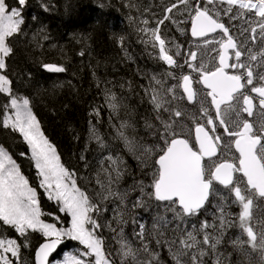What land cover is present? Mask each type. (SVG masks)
Segmentation results:
<instances>
[{
    "label": "snow or ice",
    "instance_id": "1",
    "mask_svg": "<svg viewBox=\"0 0 264 264\" xmlns=\"http://www.w3.org/2000/svg\"><path fill=\"white\" fill-rule=\"evenodd\" d=\"M40 4L44 12L54 8L45 0ZM28 5L29 0H0V132L27 146L39 188L55 207L42 209L37 188L0 146V264H29L23 249L31 250L32 264H167L161 249L171 264H233L232 252L221 247L230 228L239 229V235L228 238L241 257L236 264H264V216L254 211L264 204V123L251 119L257 112L264 115V0H176L165 7L155 28L139 29L145 44L159 46L157 59L167 66L149 78L141 97L154 115L143 118L149 138L122 118L125 98L104 88L110 131L100 133L101 110L92 109L89 116L97 119L89 120L88 141L97 145L96 155L89 162L81 154L87 174L79 178L43 131L31 93L19 94L11 78L13 42L27 34ZM173 9L187 13V20L168 15ZM168 20L190 23L192 42L174 55L161 35L160 25ZM236 20L242 21L238 34ZM40 67L48 73L67 71L57 63L41 62ZM184 99L198 103V110L183 107L179 102ZM109 138L137 161L139 178L125 152L112 150ZM126 176L132 182L121 187ZM79 179L87 185L79 186ZM143 213L151 214L150 227ZM129 222L132 240L125 234ZM105 231L118 248L106 243Z\"/></svg>",
    "mask_w": 264,
    "mask_h": 264
},
{
    "label": "trees",
    "instance_id": "2",
    "mask_svg": "<svg viewBox=\"0 0 264 264\" xmlns=\"http://www.w3.org/2000/svg\"><path fill=\"white\" fill-rule=\"evenodd\" d=\"M45 2L54 5L52 11L44 12L40 0H29L24 12L27 34L13 42L16 55L9 62L11 78L15 81L19 94L31 93L34 113L47 137L57 147L62 163L69 170L75 171L78 178L84 177L87 173L84 161L79 157L83 154L89 162L95 157L92 149L94 150L93 146L96 144L88 141L89 120L95 123L97 119L89 116L92 109L101 110V123L96 125L101 134L110 131L109 109L102 91L104 88H111L118 97L125 98L128 107L121 112L122 118L131 120L136 124V133L149 138L143 126V118L154 119V115L151 105L146 100L142 102L141 97L149 78L162 64L143 49L145 44L136 28L142 29L143 20L150 21L154 17L162 16L166 0ZM8 3L12 4L13 0H8ZM126 3L135 4L136 7H125ZM66 5L69 6L67 12ZM32 16H36L37 20L33 21ZM41 27L43 32L40 31ZM172 30L177 29L173 27ZM177 32L179 33L178 30ZM44 36L49 38L44 39ZM82 50L85 52L84 56L79 55ZM41 62L62 64L67 71L48 73L40 67ZM54 84L60 87L53 88ZM121 84L125 87L121 88ZM136 133L129 131L130 135ZM0 144L6 146L10 155L19 162L30 186L37 188L42 209L52 211L55 204L48 201L43 190L39 188V180L30 164L27 146L20 140H13L4 132H0ZM21 153L27 155L22 156ZM128 165L139 178L137 162L129 159ZM126 181L127 187L132 182V177L126 176ZM87 183V180L79 179V186L82 188ZM105 217L111 219V213H105ZM45 219L50 220V217ZM143 219L150 227L151 214L143 213ZM130 228L131 222L125 226V229ZM104 235L106 243L115 248L116 242L111 240L112 233L105 231ZM152 246L155 247V241ZM30 251L23 249L22 253L29 264H32ZM227 251L235 256L233 264L241 259L238 252Z\"/></svg>",
    "mask_w": 264,
    "mask_h": 264
},
{
    "label": "rangeland",
    "instance_id": "3",
    "mask_svg": "<svg viewBox=\"0 0 264 264\" xmlns=\"http://www.w3.org/2000/svg\"><path fill=\"white\" fill-rule=\"evenodd\" d=\"M165 3V2H164ZM172 3H175V2H169L168 0H166V5L164 6V8L166 7V6H170ZM179 7L180 8H183V5H179ZM163 10V9H162ZM163 12V14H165V11H162ZM177 13V10L176 9H173V13H168V15H170V16H173V14H176ZM163 18V15L162 16H158V17H154L152 20H150V21H148V24L147 25H145V24H143V27H142V29L143 28H145V27H147V28H155L156 27V22H157V20L158 19H162ZM187 13H184V16L183 15H179V14H176L175 16H174V19L175 20H177V21H180V20H187ZM179 26H181V24H179V25H177L176 23H173V21L172 20H168V21H165V23L163 24V25H160V28H161V35H162V38H164L165 40H166V42L167 41H169V39H168V36H170V34H168V32H170V31H172V29H173V27H174V29H178V27ZM167 36V37H166ZM140 37H141V39H142V41L143 40H145V39H147V37L145 36V34L144 33H140ZM182 41H184V42H187V40H186V38H183V40ZM144 43V42H143ZM145 44V43H144ZM145 47V48H144ZM143 49L146 51V53L147 54H150L151 53V55H152V57H154L160 64H162L161 66H158V70L155 72V73H153V75H161V74H163L164 72H165V69L167 68V66L166 65H164L163 64V62L162 61H159L158 59H157V57H158V52H159V46L157 45L155 48H153L152 47V44L151 43H148V44H145L144 46H143ZM208 57L206 56V59H207ZM175 81H171V80H169V84L170 83H174ZM181 104V103H180ZM183 107H184V105L183 104H181ZM186 123H191V121H185ZM110 130V129H109ZM130 130H132V129H129V131ZM133 131V130H132ZM101 133V132H100ZM105 135V134H104ZM110 141L109 142H111V144H112V150L114 151V152H125V159H126V162H127V164H128V161H129V159H132L133 161H135V162H137L131 155H128L127 153H126V151L124 150V148H123V144L121 143V142H119V141H113V140H111V139H109ZM0 146H2L1 144H0ZM96 147H97V145H95V146H93V148L94 149H96ZM92 155L93 156H95L96 155V153L93 151V149H92ZM126 184H127V181H126V177L124 178V180L122 181V183H121V187H126ZM135 195H137V194H135ZM134 195V193H133V196H135ZM151 220H152V217H151ZM130 223V222H129ZM131 233H132V228H130V229H125V234L127 235V237H128V239L129 240H132V235H131ZM119 247V245L117 244V243H115V248H118ZM161 256L167 261L168 259H167V251H162L161 250ZM170 262L171 261H167V264H170Z\"/></svg>",
    "mask_w": 264,
    "mask_h": 264
},
{
    "label": "flooded vegetation",
    "instance_id": "4",
    "mask_svg": "<svg viewBox=\"0 0 264 264\" xmlns=\"http://www.w3.org/2000/svg\"><path fill=\"white\" fill-rule=\"evenodd\" d=\"M170 2H176V0H170ZM223 21L227 24V20L223 19ZM232 24H235L237 26L235 29H233V31L236 34H238L239 33V27L241 26L242 21L236 20V22H234ZM183 26H184L183 28L186 29L187 31L186 32H182L181 38H178V43H173L172 44L171 42L167 41V42H169V43H167V46L171 48V52H172L173 55L175 54V52L177 50H179L181 52L185 51L189 47V44L192 42V37L189 35L190 23H186ZM243 27L247 28L248 25L247 24H243ZM183 38H186L187 42L182 41ZM177 46H179V48H177ZM213 55H214V53H213ZM176 58L178 60L180 59L179 57H176ZM205 59H206V56H205ZM176 71L179 73L180 71H188V70L187 69H184V70L177 69ZM179 103L183 104L184 107L186 109H188L189 111H193V109L199 107L198 103L188 104L186 99H184L183 101H180ZM244 115L246 116V114H244ZM251 119L255 120L258 124L259 123H264V115L260 114L259 112H257L255 114V116L253 118H251ZM188 124H191V123H188ZM233 151H234V149H233ZM217 187L219 188L220 186L217 185ZM221 190L223 191V189H221ZM208 207H209V212L211 213V211H213V208H212L211 204ZM231 211H233L234 213H238L239 212V207L238 206H233L231 208ZM254 211L257 213V215L264 216V204H261L260 208L254 209ZM208 219L209 220L211 219V215L208 216ZM237 235H239V229L238 228H230L228 230L226 236H225V243L221 246L222 249L233 250L228 244V238L229 237H231V238L232 237H236ZM234 259H235V256L232 254V256H231L232 262L234 261Z\"/></svg>",
    "mask_w": 264,
    "mask_h": 264
},
{
    "label": "bare ground",
    "instance_id": "5",
    "mask_svg": "<svg viewBox=\"0 0 264 264\" xmlns=\"http://www.w3.org/2000/svg\"><path fill=\"white\" fill-rule=\"evenodd\" d=\"M165 11V10H164ZM162 15H164V14H162ZM184 16V15H183ZM223 19H225V20H227V17H224ZM234 22H236V21H233L232 23H234ZM184 24H181V26H179V28H182V29H184L183 26ZM137 29V34H140V32L141 31H139V29L138 28H136ZM170 32H172V34L170 35V36H168V39H169V42H171L172 44L173 43H178V37L180 38V36H182V32L181 31H179V33L177 32V30H172V31H170ZM170 32H168V34H170ZM167 37V36H166ZM196 110H198V107L197 108H195V109H193V111H196Z\"/></svg>",
    "mask_w": 264,
    "mask_h": 264
}]
</instances>
